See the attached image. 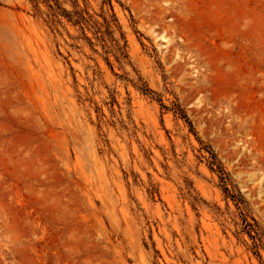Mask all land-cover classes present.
Returning a JSON list of instances; mask_svg holds the SVG:
<instances>
[{"label": "rangeland", "instance_id": "obj_1", "mask_svg": "<svg viewBox=\"0 0 264 264\" xmlns=\"http://www.w3.org/2000/svg\"><path fill=\"white\" fill-rule=\"evenodd\" d=\"M61 1L114 14L128 63L0 0V264H264V0Z\"/></svg>", "mask_w": 264, "mask_h": 264}, {"label": "trees", "instance_id": "obj_2", "mask_svg": "<svg viewBox=\"0 0 264 264\" xmlns=\"http://www.w3.org/2000/svg\"><path fill=\"white\" fill-rule=\"evenodd\" d=\"M30 2L34 4L36 15L44 22L46 27L51 32L56 31L57 27L62 26V22L65 21L67 24L78 28L83 40L86 41L90 47H92L94 45L85 35V30L90 31L92 32V35L96 41L102 45V49L106 50L105 55L112 54L119 67H122L125 63H128L126 42L114 14L111 13L110 15L101 17L102 21L99 23L93 20V18L87 13L86 9H78L76 2L72 3V11H67L64 9V3L61 0H30ZM39 4L43 5L45 8L44 13L40 10L38 6ZM102 4L108 5L110 7V0H102ZM116 32L119 34L118 39L115 37ZM121 42H123L122 45L120 44ZM108 43L111 44V49H107V47H109ZM104 61L106 62L107 66L110 67L108 59L104 58ZM130 82L132 83L133 87L142 95L150 96L151 98L155 96V94L147 88L145 83L142 82L140 77H137L136 82ZM174 113L179 115L181 119L186 122L192 132V125L188 121L184 112L178 108ZM205 150L208 154V169L212 173H216L218 175V179L222 185L223 193L234 204L236 210L241 216L244 231H246L250 239L253 241L254 248H259L260 245H258L257 242L260 244L262 243V233L253 219H251L252 223L248 222L247 218L249 212L244 199L240 196V194H231V191L227 188V183L229 181L228 174L225 173L214 152L208 147L205 148ZM188 198L191 200L193 208L200 202L199 199L197 200L193 198L190 194Z\"/></svg>", "mask_w": 264, "mask_h": 264}]
</instances>
